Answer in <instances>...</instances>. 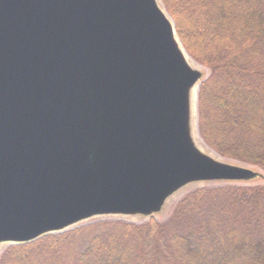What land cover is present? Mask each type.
<instances>
[{
    "label": "water",
    "instance_id": "1",
    "mask_svg": "<svg viewBox=\"0 0 264 264\" xmlns=\"http://www.w3.org/2000/svg\"><path fill=\"white\" fill-rule=\"evenodd\" d=\"M180 46L158 0H0V247L261 176L195 144Z\"/></svg>",
    "mask_w": 264,
    "mask_h": 264
},
{
    "label": "trees",
    "instance_id": "2",
    "mask_svg": "<svg viewBox=\"0 0 264 264\" xmlns=\"http://www.w3.org/2000/svg\"><path fill=\"white\" fill-rule=\"evenodd\" d=\"M159 1L187 55L208 70L199 138L264 173V0ZM0 264H264V184L197 187L163 221L95 219L9 245Z\"/></svg>",
    "mask_w": 264,
    "mask_h": 264
},
{
    "label": "rangeland",
    "instance_id": "3",
    "mask_svg": "<svg viewBox=\"0 0 264 264\" xmlns=\"http://www.w3.org/2000/svg\"><path fill=\"white\" fill-rule=\"evenodd\" d=\"M159 1V0H158ZM160 3V1H159ZM161 5V3H160ZM161 7L163 8V6L161 5ZM164 9V8H163ZM165 11V10H164ZM166 12V11H165ZM167 14V13H166ZM168 15V14H167ZM169 17V15H168ZM170 18V17H169ZM171 19V18H170ZM172 21V20H171ZM180 42V41H179ZM181 44V43H180ZM182 47V45H181ZM183 48V47H182ZM184 50V48H183ZM185 51V50H184ZM186 53V52H185ZM187 54V53H186ZM191 59V58H190ZM192 60V59H191ZM193 61V60H192ZM194 62V61H193ZM196 64V68L201 70L203 75H204V79L206 78V76L208 75V70L204 67H202L201 65L197 64L196 62H194ZM195 68V67H194ZM203 79V80H204ZM192 137L194 138V134L197 133V95H196V98H195V94H194V97L192 96ZM199 138V136H198ZM200 139V138H199ZM195 141V140H194ZM200 141L202 142V140L200 139ZM195 144L197 145V147L199 148V145L197 144V142L195 141ZM203 144V142H202ZM204 145V144H203ZM205 146V145H204ZM206 147V146H205ZM206 153H209V154H212L214 157H217V158H220L219 156H217L216 154H214L211 150H209L207 147H206V150L204 151ZM223 162H227V163H230V164H237V162H234V161H230L228 159H223V158H220ZM251 168V167H250ZM254 170L258 171L261 176L252 180V181H249V182H246L244 184L246 185H250V184H264V173L262 171H260L259 169H255ZM263 177V178H262ZM213 184H217V183H193V184H189L185 187H183L182 189H180L179 191H177L172 197H170L167 202L165 203L164 207L162 208L161 212H159L158 214H155L153 216L154 219L158 220V221H163L165 220L170 211H171V208L174 206V204L183 196L185 195L187 192H189L190 190L194 189V188H197V187H201V186H205V185H213ZM102 218H120V219H124V220H127V221H132V222H136V223H139V222H142V221H145L147 220L146 218H143V217H102ZM95 219H100V218H92L86 222H83L82 224H85L87 222H90L92 220H95ZM75 228V227H74ZM9 245H1L0 247V254L1 252Z\"/></svg>",
    "mask_w": 264,
    "mask_h": 264
},
{
    "label": "bare ground",
    "instance_id": "4",
    "mask_svg": "<svg viewBox=\"0 0 264 264\" xmlns=\"http://www.w3.org/2000/svg\"><path fill=\"white\" fill-rule=\"evenodd\" d=\"M180 48H181V46H180ZM182 52H183V54H184V57H185V59L187 60V62L189 63V65L191 66V67H195L196 68V64L190 59V57L185 53V51L182 49ZM195 93V89H194V91H193V94ZM194 140L197 142V144L199 145V149L201 150V151H205L206 150V147L202 144V142L200 141V139L198 138V135L195 133L194 134Z\"/></svg>",
    "mask_w": 264,
    "mask_h": 264
}]
</instances>
